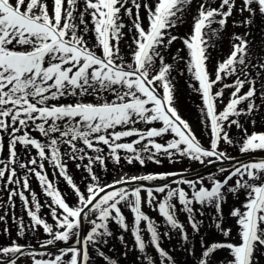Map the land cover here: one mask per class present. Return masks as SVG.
<instances>
[{
    "label": "snow or ice",
    "instance_id": "obj_1",
    "mask_svg": "<svg viewBox=\"0 0 264 264\" xmlns=\"http://www.w3.org/2000/svg\"><path fill=\"white\" fill-rule=\"evenodd\" d=\"M192 3L193 0H0V190L8 193L10 204L12 198L18 197L31 219L29 225L22 218L17 222L18 237H24L26 229L34 231L36 226H42L49 238L41 247L57 242L66 245L53 258L38 259L37 255L47 253L30 251L27 243L13 240L9 246H0V264H17L25 255L32 258L33 264H91L89 248L107 243L104 238L112 235L110 221L129 231L122 207H128L134 216L131 232L136 248L145 252L147 244L142 232L146 230L159 256L175 264L161 247L155 222L142 210L147 204L158 211L187 243L189 236L177 218V204L173 201L187 214L188 224L196 234L203 221L197 218L195 205L200 206L199 216H204L206 208L215 210L211 226L224 240L206 242L201 236V254L196 264H258L257 254L264 249V159L221 167L219 172L227 175L223 179L209 176L207 184L204 178H186V172L125 174L102 184L93 172V164L103 167L106 158L116 164L124 159L141 166L146 161L161 164L162 158L172 163L178 162L176 157L187 158L201 164L206 159L209 164L235 159L219 150L222 142L234 144L228 131L233 125L243 132L240 153L264 152V132L248 134L237 119L257 111L256 100L264 103V60L250 62V33L246 30L233 34L231 51L217 62L214 77L209 69V50L227 27L228 19L238 14L243 19L234 20L232 26L249 28L257 16L264 18V0H219L218 6H212L209 0H198L191 33L185 37L173 35L172 30L184 22ZM129 34L131 43L127 47L131 56L126 60L120 43ZM177 40L187 49L186 71L192 81L189 87L200 95L202 123L210 129L207 148L175 106V65L165 61L163 51ZM179 52L173 56L174 61L185 60ZM253 70L259 74V88ZM229 77L232 82L225 83ZM218 84L222 87L216 88ZM225 89L230 90V96L223 110L218 111ZM242 104L245 107L241 108ZM138 123L160 126L141 129L135 127ZM166 135L171 139L157 142L156 138ZM129 137L136 139L122 142ZM78 143L84 147H78ZM99 145L107 146V157ZM61 146H66L63 153ZM33 149L36 156L30 155ZM86 149L97 155L89 156ZM21 155L26 159L22 160ZM65 156L88 160L84 168L92 183L86 191H81L68 174ZM45 160L74 190L75 205L70 206L49 180ZM18 170L24 174L19 175ZM31 175L51 198L47 207L55 227L39 215L41 204L36 193L30 192L31 201L25 195L30 191ZM174 177L179 178L170 179ZM157 180L165 183L154 187L143 183ZM136 183L140 186L129 190L127 186ZM241 191L245 198L229 213L235 221L233 235L232 227H224L223 207L229 195L236 197ZM157 194H163L159 201ZM6 215H0V221ZM85 219L91 228L81 240L79 230ZM142 221L146 229H141ZM221 251L227 252V257L217 259ZM189 252L194 255L193 250ZM99 255L109 264H116L102 251ZM145 259L147 264H155L151 257Z\"/></svg>",
    "mask_w": 264,
    "mask_h": 264
},
{
    "label": "rangeland",
    "instance_id": "obj_2",
    "mask_svg": "<svg viewBox=\"0 0 264 264\" xmlns=\"http://www.w3.org/2000/svg\"><path fill=\"white\" fill-rule=\"evenodd\" d=\"M209 2L212 4V6H218L219 0H209ZM198 5V0H193V3L191 5V11L188 12L183 20L184 22L180 24L177 28L172 30L173 35H177L180 37H185L186 35H189L191 33V25L193 16L195 15V11ZM145 15L144 10L141 9V17L143 18ZM244 16H247V13L244 14ZM243 17L239 16L238 14L233 15V17H230L228 19V25L226 28H224L219 36L215 39V46L210 48V56L211 59L209 61V69L213 73L215 72V67L217 62L221 61L223 58H225L231 51V44H232V35L233 34H243L246 30L250 33L248 35L247 39L249 41V60L252 63H259L261 60H264V18L257 16L254 19L253 24L245 29L244 27H233V21L234 20H242ZM125 23L128 25V27H131L130 22L128 21V18L125 17ZM144 23L146 24L147 21L144 20ZM213 27H217V25H213ZM125 32L128 31V28H125ZM130 35L125 36L124 40L121 41L120 47L122 54L124 55L126 60H130L131 56V49L127 47L129 43H131ZM91 43H94V41H91ZM180 50L179 54L182 57H185V60H180L179 62L173 60V56L176 55L177 51ZM187 49L182 44L181 40H177L173 42V44L166 50L163 51V55L165 57V61L167 63H172L175 65V70L173 71V76L175 78L174 83L176 86V92H175V106L177 107L179 113L181 116L187 120L192 128V131L196 135V137L200 140L201 144L204 147H209L210 144V129L204 126V123L202 121L204 120V117L202 116L200 112V108L203 106L202 101L200 98V95L196 92H194L190 87L189 84L192 83V81L189 78V74L186 71V56ZM183 73V75H181ZM253 73L256 75L257 79V87L259 88V74L256 73V70H253ZM232 77H229L225 83H231ZM222 85L218 84L216 88H220ZM247 89H242L243 91H246ZM215 91V89H214ZM230 96V90L225 89L224 96L222 98V103H218V111L223 110L224 104L228 102ZM256 104L259 106L258 110L253 112L250 115H241L237 119L240 120V123L243 124L244 128L248 130V134H251L253 131L255 132H264V103H262L260 100H256ZM241 108L245 107V104H242L240 106ZM255 121V125L253 126L252 121ZM146 126V125H145ZM156 127H159L158 124H155ZM147 127V126H146ZM118 131V128L116 129ZM229 136L233 138L234 144L233 145H227L225 143H221L219 150L227 153L230 157H233L235 159L228 160V165H224V168H231L234 164L240 162L239 160L248 156V155H258V154H264V152H255L250 154H242L239 151V142L243 136V132L241 129H238L235 125H233L229 130ZM36 137L40 138L43 141V137H41L38 133H36ZM136 137H129V141L134 140ZM157 142L160 143H166L167 140L171 139L170 135H166L164 137L156 138ZM124 142V141H122ZM79 146H83L82 143H79ZM99 147L104 149L103 155L107 157L108 148L104 145H99ZM66 146H61V152L63 153L65 151ZM107 149V150H105ZM34 150V149H33ZM30 153L31 156H36V151L34 150ZM87 152V151H86ZM89 156H92L93 154L87 152ZM94 155H97L94 153ZM125 154L121 152V156L123 157ZM147 155V154H144ZM21 159L24 160L26 157L24 155H21ZM64 160L67 164V170L68 174L72 177L74 183L77 184L78 187H80L81 191H86V186L89 183H92L91 178L84 168V165L88 163V160L85 159L83 161L80 160H70L66 156L64 157ZM176 160L178 162L172 163L169 162L167 158H162L161 164H156L151 161H146V164L144 166L139 165V163H133L128 164L126 160L122 159L120 164H116L111 158H106L105 165L102 167L99 163L93 164V172L95 175H97L100 178L101 183H109L112 182L115 179H119L125 174L128 176H133L135 174H148V173H164V172H174V171H180V172H194L196 170H199L201 168H204L208 165H210L207 162V159L205 160L204 164H201L197 161H192L187 158H180L176 157ZM236 160V161H235ZM232 161V162H231ZM235 161V162H234ZM220 162V161H217ZM256 162V161H255ZM44 163V171L47 173L48 178L50 181H52L55 185V187L61 192L62 196L66 198V202L69 203L70 206H73L77 202V197L74 194V190L71 188L70 185L67 184L65 179L59 175V170L54 169L48 161H43ZM77 164H80L81 167L77 168ZM35 167V166H33ZM220 168H215L209 172H206L199 176L200 178L205 179V183H208L207 178L209 176H213L219 179H223L227 173H220ZM40 170V169H37ZM23 171V170H22ZM192 178L193 177H188ZM199 179V178H197ZM235 179V178H234ZM232 183L231 181L229 182ZM29 184H30V191L25 193L26 196H29V200L31 201V195L30 192H35L37 196V200L41 204V210L39 215L42 216L46 220L47 223L52 224L55 227V221L52 219L50 214V209L47 207L49 203H51V198L48 197L45 192L43 191L42 187L40 186V183L37 182V178L34 175H31L29 177ZM176 185H173V187ZM10 187H14L13 185H10ZM187 188V186H183ZM142 196L147 198V193L142 191ZM163 198V194H157V201L161 200ZM245 198V194L241 191L237 194L236 197H233L229 195L228 202L223 207V213H224V227H232L233 229V235L236 233V227H235V221L232 219L229 215L230 210L233 206H239L240 202ZM177 204V209L180 214V220L185 225V230L187 231L188 235H191V241L195 242L196 245H194L195 248L199 247V240L200 237L203 236L205 238V241L210 238H214V236H217L218 239L224 240V237L222 235L218 236V233L214 228L211 226V217L215 215V210L212 208H206L204 209V216H199V205H195V208L197 209V218L203 221V224L201 225V230L199 234H196L192 231L191 227L189 226L187 222V214L180 210V205L177 201H173ZM30 207H34L32 204L29 205ZM154 222L156 227L158 226L159 229L162 230L163 235L165 233H168V235H164V241L169 242L171 244H174L175 240L181 239V235L178 230L172 229L169 225L166 224L164 218L159 214L158 211L153 210L152 207H150L147 204H144L142 209ZM122 212L126 217V223L129 225V231L122 232L120 230V226L117 225L114 221H110L108 224L109 230L112 232V235L110 237H105L104 239L107 241V243L100 244L97 248L100 249V252L102 251L104 253L105 246L108 244L112 245V242L115 241V239H119L118 237L123 236L124 239L122 242H128L127 247H130V244L133 246L135 245L134 237L131 232V228L133 226L134 216L131 213L130 209L128 207H122ZM5 216L4 221H0V246H9L13 240H16L19 244H25L30 245V251L39 253L36 251V248H44L41 247L43 242L49 238L48 234L44 232L42 226H36L34 231H29L26 229L25 236L24 237H18L17 231H18V221L22 218L25 225L31 224V219L27 214V211L25 209V206L22 203H20L17 199V197L12 198V203L10 204L8 202V193L5 191L0 190V215ZM95 217H90V219H93ZM141 228L146 229V222H141ZM91 225L87 222L86 228H85V234L84 238H86V235L88 231H90ZM7 229V231H5ZM81 231V229L79 230ZM146 231V230H145ZM147 236L149 233L144 232ZM196 237V238H195ZM189 243V242H188ZM105 245V246H104ZM181 244L180 246H182ZM73 246H76L73 243ZM166 246H169L166 243ZM66 247V245L63 242H57L55 245L47 246L44 249H50V248H63ZM108 247V246H107ZM119 249H123L121 246L118 247ZM151 249L153 246L150 247ZM97 250L95 247L89 248V253L91 256V264H104L101 256L99 260L97 259V254L95 253ZM59 253V251L56 250H43L42 253H47L46 257L45 255H37L38 259L44 258H53V253ZM133 254H130L129 256H126V264H136L135 262V252H131ZM135 253V254H134ZM219 254H225L224 251H221ZM221 258V255H217V259ZM257 261L258 264H264V249L261 250V254H257ZM22 264H33V260L30 256H22L21 258ZM68 257H65V260H67ZM138 264H140L138 262Z\"/></svg>",
    "mask_w": 264,
    "mask_h": 264
},
{
    "label": "bare ground",
    "instance_id": "obj_3",
    "mask_svg": "<svg viewBox=\"0 0 264 264\" xmlns=\"http://www.w3.org/2000/svg\"><path fill=\"white\" fill-rule=\"evenodd\" d=\"M225 163V161H222V163L221 164H224ZM147 183H152V182H147ZM134 186H137L136 184H131V185H129V187H134ZM88 220L87 219H85V220H83V223H86ZM82 223V224H83Z\"/></svg>",
    "mask_w": 264,
    "mask_h": 264
}]
</instances>
